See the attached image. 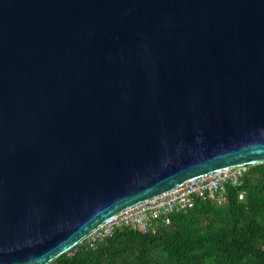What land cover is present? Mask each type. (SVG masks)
<instances>
[{"label": "water", "instance_id": "obj_1", "mask_svg": "<svg viewBox=\"0 0 264 264\" xmlns=\"http://www.w3.org/2000/svg\"><path fill=\"white\" fill-rule=\"evenodd\" d=\"M264 163V0H0V264Z\"/></svg>", "mask_w": 264, "mask_h": 264}, {"label": "trees", "instance_id": "obj_2", "mask_svg": "<svg viewBox=\"0 0 264 264\" xmlns=\"http://www.w3.org/2000/svg\"><path fill=\"white\" fill-rule=\"evenodd\" d=\"M47 264H264V163L250 165L240 186H227L223 204L197 201L155 232L120 228Z\"/></svg>", "mask_w": 264, "mask_h": 264}, {"label": "built area", "instance_id": "obj_3", "mask_svg": "<svg viewBox=\"0 0 264 264\" xmlns=\"http://www.w3.org/2000/svg\"><path fill=\"white\" fill-rule=\"evenodd\" d=\"M249 164L228 166L198 175L173 188L127 207L104 220L84 241L89 247L112 237L117 229L155 232L170 223L171 215L192 208L197 201L226 202L227 186H240Z\"/></svg>", "mask_w": 264, "mask_h": 264}]
</instances>
